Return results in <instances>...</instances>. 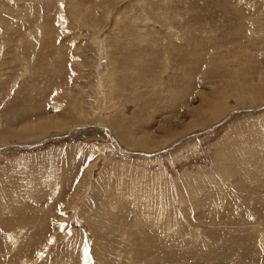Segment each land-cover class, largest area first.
<instances>
[{
	"label": "rangeland",
	"instance_id": "obj_1",
	"mask_svg": "<svg viewBox=\"0 0 264 264\" xmlns=\"http://www.w3.org/2000/svg\"><path fill=\"white\" fill-rule=\"evenodd\" d=\"M73 127L0 150V264H264V0H0V147Z\"/></svg>",
	"mask_w": 264,
	"mask_h": 264
},
{
	"label": "bare ground",
	"instance_id": "obj_2",
	"mask_svg": "<svg viewBox=\"0 0 264 264\" xmlns=\"http://www.w3.org/2000/svg\"><path fill=\"white\" fill-rule=\"evenodd\" d=\"M231 31V30H230ZM229 33H231V32H229ZM250 40V39H249ZM238 46V45H237ZM240 61V60H239ZM92 125H94V126H96V127H98V128H102V126H103V128L102 129H104V130H106L107 131V133H108V136H109V138L112 140V141H114V143H115V139H114V137H112L111 136V134H110V132L108 131V128L106 129V128H104V125L103 124H100V123H96V124H92ZM91 125V126H92ZM86 127V126H85ZM85 127H73V128H71L70 130L71 131H73L74 133L77 131V129L76 128H78V129H83V128H85ZM215 127V126H214ZM214 127L212 126V127H210V128H208L207 130H213L214 129ZM49 137H52V136H46L44 139H42V140H45V139H47V138H49ZM112 137V138H111ZM182 139V138H181ZM42 140H40V141H42ZM54 140V139H53ZM180 140V139H179ZM118 141V140H117ZM39 142V141H38ZM116 146H117V148L119 149V151L120 152H122V153H128V154H133L134 152H127V151H125L124 149H122L118 144H116ZM12 147H20V146H17L16 144H14V145H7V146H5V147H0V150H3V149H7V148H12ZM26 148H29V147H26Z\"/></svg>",
	"mask_w": 264,
	"mask_h": 264
},
{
	"label": "water",
	"instance_id": "obj_3",
	"mask_svg": "<svg viewBox=\"0 0 264 264\" xmlns=\"http://www.w3.org/2000/svg\"><path fill=\"white\" fill-rule=\"evenodd\" d=\"M92 126H94V125H92ZM76 129H77V131L80 130L78 128H76ZM72 132L73 131L69 130L67 134L62 135V136H52V137H49V138H47L45 140L39 141V142L34 143V144H25V145H17V146H20V147H34V146H39V145L43 144L44 142H46L48 140H53V139H59V138L66 137L69 133H72ZM154 154H156V153L146 154V156H150V155H154Z\"/></svg>",
	"mask_w": 264,
	"mask_h": 264
}]
</instances>
